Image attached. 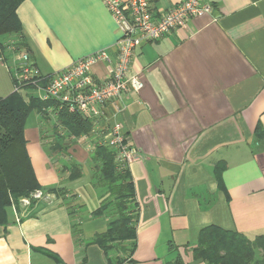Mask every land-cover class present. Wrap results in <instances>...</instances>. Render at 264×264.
<instances>
[{
  "label": "crops",
  "instance_id": "crops-1",
  "mask_svg": "<svg viewBox=\"0 0 264 264\" xmlns=\"http://www.w3.org/2000/svg\"><path fill=\"white\" fill-rule=\"evenodd\" d=\"M207 1L215 7L211 16L135 52L129 75L143 88L123 96L120 110L107 106L87 136L62 127L56 136L48 126L56 113L45 118L33 111L26 151L39 186L61 195L8 210L0 264H168L176 257L204 264L193 258L200 229L264 233V139L256 136L264 128V0ZM149 2L166 11L178 0ZM16 14L21 33L0 37L8 72L13 44L29 52L44 76L96 52L113 58L120 35L101 0H24ZM109 71L104 62L91 66L99 81ZM114 127L139 154L126 168L138 216L130 250L105 253L93 241L112 219L96 213L104 191L91 156ZM222 166L217 178L215 167ZM73 168L79 176L70 179Z\"/></svg>",
  "mask_w": 264,
  "mask_h": 264
},
{
  "label": "trees",
  "instance_id": "trees-1",
  "mask_svg": "<svg viewBox=\"0 0 264 264\" xmlns=\"http://www.w3.org/2000/svg\"><path fill=\"white\" fill-rule=\"evenodd\" d=\"M24 0H0V37L7 34H20L21 25L17 18V8ZM56 113L59 125L73 137L87 136L91 122L79 115L69 114L58 109L52 102H42L30 96L27 100L13 92L6 98H0V225L7 223L8 210L17 204L20 198L28 197L40 190L52 195H61L56 189L43 190L35 177L26 151L24 139L25 124L28 116L36 111L47 117V109ZM256 136L264 139V128L259 125ZM93 178L98 188L104 191L97 214L111 217L107 230L96 236L94 243L105 253L111 248L130 250L136 232L138 207L133 186L126 169L118 170L114 162V152L107 146L99 145L91 156ZM224 166L215 167V176L219 178ZM79 176L73 168L70 179ZM60 192V193H59ZM65 194V192H62ZM63 195V194H62ZM79 226H73V233H79ZM261 258L256 259V251ZM193 258L204 264H264V237L249 240L245 235L225 231L215 226L199 230ZM168 264H182L176 257Z\"/></svg>",
  "mask_w": 264,
  "mask_h": 264
},
{
  "label": "built area",
  "instance_id": "built-area-1",
  "mask_svg": "<svg viewBox=\"0 0 264 264\" xmlns=\"http://www.w3.org/2000/svg\"><path fill=\"white\" fill-rule=\"evenodd\" d=\"M101 1L120 35L113 58L106 51L96 52L77 60L68 68L44 76L32 61L29 52L13 44L10 49L16 54L14 65L9 70L14 84L13 92L21 94L25 90L37 91L40 101L52 102L58 109H64L69 114L79 115L96 124L97 119L107 116V106L120 110L123 96L139 93L143 88L139 78L129 75L131 61L142 45L157 42L173 31L187 29L192 19L211 16L215 8L207 0H178V3L166 11L154 10L149 0ZM97 62L110 66L109 76L105 81L96 80L91 74V66ZM48 111L54 113L52 108L46 112ZM106 146L114 152L118 170L126 169L130 163L139 159L138 151L117 127L111 129ZM51 196L53 195L37 190L28 197L21 198L19 204L27 207L32 202L46 201ZM11 207L15 208L14 204Z\"/></svg>",
  "mask_w": 264,
  "mask_h": 264
},
{
  "label": "rangeland",
  "instance_id": "rangeland-1",
  "mask_svg": "<svg viewBox=\"0 0 264 264\" xmlns=\"http://www.w3.org/2000/svg\"><path fill=\"white\" fill-rule=\"evenodd\" d=\"M18 45V44H16ZM0 97L1 98H6L7 96H9L10 94L13 93V80L9 74V72L6 70V68L1 65L0 63ZM21 95L23 96L24 99H28L30 96H34V97H37L38 96V92L37 91H32V90H25L23 92H21ZM35 116V113L33 112L32 115L30 116V118H27L28 119V123L32 120L33 122V118ZM48 120L50 121L49 122V128L51 130V132L56 136H60V133L59 131H63L62 128L56 123V119L54 116H50L48 117ZM57 125V126H56ZM54 130H56L54 132ZM58 132V133H57ZM61 137V136H60ZM64 137V136H63ZM62 137V138H63ZM58 138V137H57ZM57 138H55V140H57ZM59 139V138H58ZM47 153H50L49 151V147H47ZM21 200V198L19 199ZM15 208L19 207L20 204H19V201L17 204L14 205ZM259 236H263L264 237V233L263 234H260V235H257V236H252V237H247L249 240L253 241L256 239V237H259ZM255 258L258 260L261 258V252L260 251H256L255 253Z\"/></svg>",
  "mask_w": 264,
  "mask_h": 264
}]
</instances>
